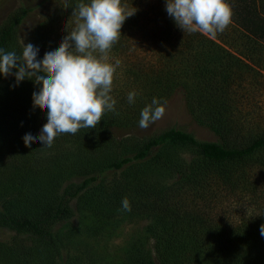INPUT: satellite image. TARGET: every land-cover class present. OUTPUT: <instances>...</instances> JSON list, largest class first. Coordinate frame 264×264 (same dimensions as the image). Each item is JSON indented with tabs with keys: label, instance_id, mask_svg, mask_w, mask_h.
Masks as SVG:
<instances>
[{
	"label": "rangeland",
	"instance_id": "1",
	"mask_svg": "<svg viewBox=\"0 0 264 264\" xmlns=\"http://www.w3.org/2000/svg\"><path fill=\"white\" fill-rule=\"evenodd\" d=\"M81 2L90 0H0V29L21 8L28 10L4 51L21 54L23 41L38 47L42 59L75 26L72 12ZM227 2L231 23L211 38L178 28L166 0H121L136 11L105 61H120L110 93L118 115L105 112L96 128L60 134L50 148L40 141L25 147L22 139L38 135L47 122L46 110L32 106L40 86L28 79L17 85L14 75L1 80L0 216L34 217L38 206L60 198L88 173L169 128L229 149L264 138V40L248 31L264 20V0ZM181 86L219 135L189 116L173 92ZM153 97L167 101L165 114L141 129V110ZM191 164L195 172L185 178ZM125 197L130 212L121 210ZM63 205L70 215L46 226L53 243L0 226V264H142L148 253L156 264H264V149L220 165L200 161L191 146L154 149L144 161L104 171ZM227 237L238 242L225 245Z\"/></svg>",
	"mask_w": 264,
	"mask_h": 264
},
{
	"label": "clouds",
	"instance_id": "2",
	"mask_svg": "<svg viewBox=\"0 0 264 264\" xmlns=\"http://www.w3.org/2000/svg\"><path fill=\"white\" fill-rule=\"evenodd\" d=\"M165 10L184 33L199 32L215 38L231 23L232 9L227 0H166ZM136 9L127 10L121 0H90L73 9L75 26L63 37L59 47L37 59L39 49L22 43V53L0 49V76H15V83L28 79L39 85L32 94L33 108L45 112L47 122L38 135L26 133L25 147L40 141L51 147L60 134L75 135L81 129L96 128L105 112L116 113L112 91L115 65L105 62L109 51L118 42L120 29ZM95 53H99L97 56ZM136 92H129V104ZM167 101L153 97L140 113L138 126L147 129L163 118ZM121 210L131 211L127 197ZM264 237V224L260 226Z\"/></svg>",
	"mask_w": 264,
	"mask_h": 264
},
{
	"label": "trees",
	"instance_id": "3",
	"mask_svg": "<svg viewBox=\"0 0 264 264\" xmlns=\"http://www.w3.org/2000/svg\"><path fill=\"white\" fill-rule=\"evenodd\" d=\"M28 15L26 8H21L18 13L10 17L5 21L4 25L0 29V49L5 50L10 39L16 32L17 27L22 23L24 18ZM260 19V18H259ZM258 27L255 29H248V31L254 37H258L264 40V20L258 22ZM5 77L0 76V81ZM182 87V86H181ZM174 93H179L186 105L189 116L194 120L196 124L201 127L209 129L213 134L219 135L217 124H207L203 118L198 114L197 110L189 103L186 98V88H174ZM1 96V94H0ZM183 145L191 146L195 148L199 154L200 161L211 165H220L227 162L241 161L249 158L257 151L264 149V138H258L250 142L244 148L229 149L226 146L216 142H206L196 139L190 133H186L179 129L169 128L160 135L151 138L143 144L142 148L138 151L131 153L128 156H123L117 159L109 160L105 163V166L101 168L97 173H88V177L84 179L80 184L72 186L66 189L60 198H56L46 204L41 210L38 206L39 212L34 217L25 216H0V226L7 228L8 230L15 232L16 234H28L35 236L44 241L53 243L54 234L46 226L54 224L56 221L65 218L70 215L68 207L63 205L64 198L74 199L81 193L89 189L96 181L99 180L101 175L106 170L119 171L128 165H132L147 159L154 149H161L166 146ZM190 172L186 177H190L195 172L193 164L190 166ZM180 179H183V173L179 172ZM41 211V213H40ZM225 245H234L238 242L237 238H224ZM142 264H156L151 253H148L142 260ZM241 264V263H239ZM244 264V263H243Z\"/></svg>",
	"mask_w": 264,
	"mask_h": 264
}]
</instances>
